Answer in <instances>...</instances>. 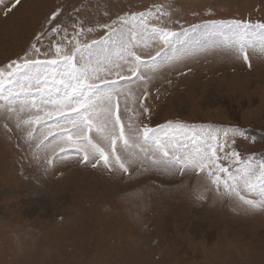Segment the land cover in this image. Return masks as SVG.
I'll list each match as a JSON object with an SVG mask.
<instances>
[{
	"label": "rangeland",
	"instance_id": "rangeland-1",
	"mask_svg": "<svg viewBox=\"0 0 264 264\" xmlns=\"http://www.w3.org/2000/svg\"><path fill=\"white\" fill-rule=\"evenodd\" d=\"M162 3L174 31L212 20L264 22V0H0V66L30 50L57 8L67 40L76 21L97 39L104 35L98 25ZM63 35H45L38 46ZM249 62L210 50L162 69L142 97L145 119L151 126H238L244 137H236L235 149L258 159L264 58L250 54ZM9 127L0 121V264H264V210H244L211 191L197 199L203 177L135 167L110 173L103 163L93 168L75 158L45 171L46 153Z\"/></svg>",
	"mask_w": 264,
	"mask_h": 264
},
{
	"label": "snow or ice",
	"instance_id": "snow-or-ice-1",
	"mask_svg": "<svg viewBox=\"0 0 264 264\" xmlns=\"http://www.w3.org/2000/svg\"><path fill=\"white\" fill-rule=\"evenodd\" d=\"M59 15V8L51 13L50 27L24 56L0 66V121L6 132L13 124L25 143L36 141L35 149L46 153L45 171L75 158L93 168L103 163L110 173L128 174L133 167L195 173L207 182L197 199L211 191L244 210H264V158L235 149L243 129L179 120L151 126L142 99L162 69L210 50L250 67V54L264 58V22L212 20L174 31L162 3L98 25L104 35L97 39L87 38L95 29L76 21L67 40ZM60 33L46 49L38 46L45 35ZM62 143L70 147L57 151Z\"/></svg>",
	"mask_w": 264,
	"mask_h": 264
},
{
	"label": "trees",
	"instance_id": "trees-1",
	"mask_svg": "<svg viewBox=\"0 0 264 264\" xmlns=\"http://www.w3.org/2000/svg\"><path fill=\"white\" fill-rule=\"evenodd\" d=\"M256 156H259L258 159L260 158H264V151H261L259 154H257Z\"/></svg>",
	"mask_w": 264,
	"mask_h": 264
}]
</instances>
